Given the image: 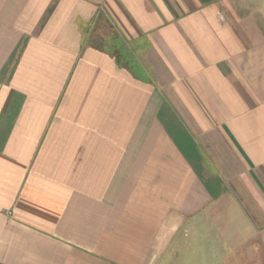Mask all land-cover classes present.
Instances as JSON below:
<instances>
[{
  "label": "crops",
  "instance_id": "obj_1",
  "mask_svg": "<svg viewBox=\"0 0 264 264\" xmlns=\"http://www.w3.org/2000/svg\"><path fill=\"white\" fill-rule=\"evenodd\" d=\"M0 264H264V0H0Z\"/></svg>",
  "mask_w": 264,
  "mask_h": 264
}]
</instances>
